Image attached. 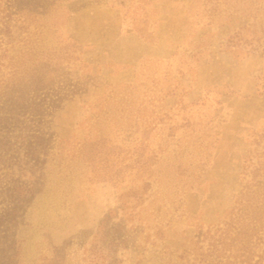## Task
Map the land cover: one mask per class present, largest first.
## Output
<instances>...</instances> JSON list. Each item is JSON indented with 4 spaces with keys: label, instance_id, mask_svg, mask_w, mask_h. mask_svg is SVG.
Instances as JSON below:
<instances>
[{
    "label": "rangeland",
    "instance_id": "1",
    "mask_svg": "<svg viewBox=\"0 0 264 264\" xmlns=\"http://www.w3.org/2000/svg\"><path fill=\"white\" fill-rule=\"evenodd\" d=\"M36 1L0 0V108L16 104L0 118V213L13 186L34 185L0 260L196 264L264 133V0ZM32 135L46 140L39 172ZM233 236L223 262L264 264V227Z\"/></svg>",
    "mask_w": 264,
    "mask_h": 264
},
{
    "label": "trees",
    "instance_id": "2",
    "mask_svg": "<svg viewBox=\"0 0 264 264\" xmlns=\"http://www.w3.org/2000/svg\"><path fill=\"white\" fill-rule=\"evenodd\" d=\"M18 2V9L27 8L31 6L36 0H10L9 6H16ZM32 11L41 10L38 3L34 4ZM33 7V6H32ZM31 8V7H30ZM43 11V10H42ZM2 13H4L2 15ZM10 12L6 7L0 6V20L4 17H8ZM1 23V22H0ZM6 27V26H5ZM1 30V29H0ZM241 37L240 33H236L229 38V42L236 43ZM258 81L255 86L260 90L258 93H264V76L257 77ZM3 108H0L2 115L0 118L6 120V116L13 115L15 113V100H9L8 103L3 104ZM33 142L24 146V155L31 161L32 172H39L44 156L46 153V140L38 135H32ZM264 141V133L260 137H255L251 140V145L254 147L247 150V155L243 159L242 164V180L244 183L242 189L236 197V206L227 211V216L223 222V226L218 225L215 229L217 235L214 236L213 232L205 231L201 234V237L211 239L208 247V252L200 251V257L196 259V264H229V260L223 262L221 257L222 247H229L232 243L227 244L226 238L230 231H233L234 236L231 241L248 242L250 236L259 234V231L264 227V146H261V150L258 149L260 140ZM6 140H0V155L5 154L8 149L9 142ZM5 145H4V144ZM17 157V156H16ZM15 157V158H16ZM16 161V159L14 160ZM34 185L22 186L16 185L10 189V206L0 213V232L4 231L2 228L9 230L11 225L16 223V217L19 209L22 205L28 202L29 194L32 193ZM261 235V234H260ZM258 238H261L260 236ZM251 242V241H250ZM243 246V245H242ZM102 248L100 245L94 246L90 249L89 257L91 260H97L102 256ZM206 255H214L218 258L215 263L210 262ZM208 260V262H207ZM0 264H8L5 261L0 260Z\"/></svg>",
    "mask_w": 264,
    "mask_h": 264
}]
</instances>
